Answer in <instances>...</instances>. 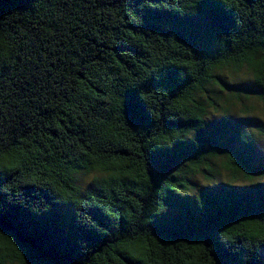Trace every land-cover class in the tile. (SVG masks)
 I'll return each instance as SVG.
<instances>
[{"label":"trees","instance_id":"1","mask_svg":"<svg viewBox=\"0 0 264 264\" xmlns=\"http://www.w3.org/2000/svg\"><path fill=\"white\" fill-rule=\"evenodd\" d=\"M259 110L264 0H0V264H264Z\"/></svg>","mask_w":264,"mask_h":264},{"label":"rangeland","instance_id":"2","mask_svg":"<svg viewBox=\"0 0 264 264\" xmlns=\"http://www.w3.org/2000/svg\"><path fill=\"white\" fill-rule=\"evenodd\" d=\"M233 109H235V108H233ZM254 116L260 118L261 121L264 122V113L262 112V110H259L258 112L254 113ZM261 134L262 135L259 136V139L261 141L260 143H262V146H263L262 150H263V153H264V133H261ZM87 179H88L87 176L83 177L84 181H87ZM257 179H263V178H257ZM242 183H244V182H242Z\"/></svg>","mask_w":264,"mask_h":264}]
</instances>
